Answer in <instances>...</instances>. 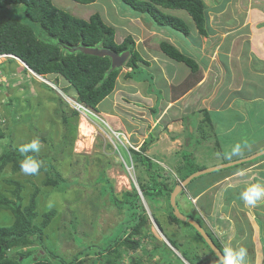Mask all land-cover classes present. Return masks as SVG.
<instances>
[{"label":"rangeland","instance_id":"374dc122","mask_svg":"<svg viewBox=\"0 0 264 264\" xmlns=\"http://www.w3.org/2000/svg\"><path fill=\"white\" fill-rule=\"evenodd\" d=\"M50 1L57 8L79 19L88 20L92 14H99L106 24L116 28L117 43L123 40H120V35L126 32L124 27L131 29L134 35L137 34L133 26V19H137V16L138 20L145 18L152 22L147 15L130 10L122 0H97L87 5L72 0ZM158 30H163L166 36L170 35L181 52L192 57L187 51L189 44L181 33L164 26L158 27ZM196 52L194 54L205 61ZM164 63H171V60ZM164 68L163 76L174 75L172 84L169 82L167 85L166 77L144 66L135 71L132 79L126 76L130 70L121 67L113 91L96 109L82 105L85 108L82 111L68 104L69 101L76 103L77 93L60 75H48L39 80L19 61L0 57V132L3 134V138H0V155L5 151L21 153V146L39 139L41 147L36 152L52 160L53 171L65 182L64 186H46L43 185L46 179L43 172L36 176L22 170L12 173L9 166L0 170V192L9 198L14 196L7 189L12 190L14 187L2 185V180L12 178L26 183L27 187L20 194L22 207L28 204L34 188H38L35 204L37 218L34 223H40L43 214L55 212L50 224L44 228L40 242L34 240L30 246L22 248L21 252L26 254L21 259L22 264H31L35 259L51 261L50 253L61 257L66 263L76 258L73 264H95L94 261L100 258L98 264H107V254L98 256L97 250L104 249L114 240L127 221V215L124 209L113 205L108 192L103 194L102 191L111 189L113 196L121 200L123 194L130 190V185L136 179L132 166L135 156L131 155L129 149L139 150L150 135L153 141L146 155L153 158L155 167L163 170L159 171L157 179L165 178L168 183L178 180L181 173H178L177 167L183 166L185 161L195 167L210 169L223 165L224 158L235 161L264 152V144H261L264 141V125L244 126V135L225 134V130L229 129L228 123L234 118L230 109L222 110L221 113L212 109L207 115L208 120L212 119L211 125L208 123L203 127L207 135L201 132L198 123L207 113L204 111L202 114L203 100L196 99V92L168 106V99L174 100L185 92L195 76L182 78L188 75L189 70L187 66L175 61ZM202 77L200 73L198 78ZM209 81L212 84V77ZM184 104L189 107L187 111ZM166 105L168 109H165ZM245 106L247 104L242 107L245 109ZM153 108L160 113L154 115ZM221 119L226 121L225 125L213 124L221 123ZM187 129L188 134H185ZM234 129H237V125ZM214 137L220 141L208 146L205 140L214 141ZM236 143L241 145V153L233 155L231 148ZM139 166L146 180V167L142 164ZM216 171L204 173L202 177L211 178L213 176L207 175ZM189 179H183L182 184L188 187ZM177 202L182 213H191L203 219L207 229L205 219L194 207L197 206L196 197L182 194L177 197ZM142 207L147 224L135 236L140 247L136 251L120 247L118 250L121 257L113 264H128L130 259H141V264H188L183 257L190 260L196 257L201 261L200 264H206L204 260L208 257L214 261L210 257L209 248L194 233L191 235L192 231L169 223L165 201L148 205L143 200ZM8 214L5 220L10 222L5 223L10 224L13 219ZM0 223H4L1 217ZM125 236L126 233L123 238ZM163 245L170 253L162 251Z\"/></svg>","mask_w":264,"mask_h":264},{"label":"trees","instance_id":"16d2710c","mask_svg":"<svg viewBox=\"0 0 264 264\" xmlns=\"http://www.w3.org/2000/svg\"><path fill=\"white\" fill-rule=\"evenodd\" d=\"M72 1L87 5L97 0ZM122 1L134 12L147 15L157 26L170 27L183 35H189V27L183 20L166 15L161 9L184 10L192 18L198 34L200 36L207 35L206 17L201 0ZM18 7L22 9L18 10ZM78 46L108 49L117 54L128 51L130 56L123 67L130 70L126 76L131 79L135 71L140 68V64H146L136 51L132 37L127 36L121 43H116L114 29L105 25L97 13L93 14L88 20H83L57 8L50 0H0V56L11 55L19 58L39 76L60 75L75 88L79 103L96 109L113 91L120 68L110 71L111 60L109 57L87 55L80 51L70 52V49ZM159 48L167 58L183 63L191 70V73H196L197 63L181 53L174 45L164 41L160 43ZM10 60L13 59L10 58ZM152 113L157 115L154 108ZM74 114L76 113L74 112ZM185 133L188 134V129ZM0 138H3L1 132ZM152 141L153 136L150 135L143 141L138 151L129 149L131 155L135 156V158L133 157L135 165L133 164L132 166L138 189L131 184L130 190L123 194L121 200L113 196L111 189H103L102 191L103 194L107 192L110 194V200L114 206L125 210L127 221L122 225L119 234L111 243L104 249L97 250L98 256L107 254L105 263L113 264L121 257V253L118 250L120 247L128 251H136L140 247L138 241L135 240V236L147 224V217L138 191L148 205H157L165 201L166 213L170 224L192 231L191 235L194 233L209 248L203 237L205 234L207 239L224 256L225 252L221 245L204 227L202 220L199 217H194L191 213H182L177 202V197L187 194V187L182 184V180L190 178L187 183L188 186L195 179L202 177V175L195 174L209 169L195 167L185 161L183 166L177 167L178 173H181L177 181L173 180L172 183H168L164 180L165 178L159 180L157 179L159 171L163 170L161 167H155L153 158L146 155V151L151 146ZM262 156H264V152L223 164L224 166L219 165V169L214 167L212 171L237 168L255 162ZM27 157H32L40 163L41 166L35 176L41 172L46 175L43 185H65L60 175L53 171L52 160L48 159L47 155H41L36 151L30 150L27 153H8L5 151L0 155V170L9 166L12 173H17L21 170V162ZM141 164L146 167L144 172L148 176L146 180L143 179L142 171H140L139 165ZM4 184L7 187H14L12 190L7 189V192H11L14 197H10V199L8 195L6 196L0 192V217L4 222L3 224L0 223V264H22L21 259L26 255L21 252L22 248L30 246L34 240L40 242L42 232L50 224L55 212L49 211L43 214L41 216L42 221L34 223L37 218L35 204L36 197H38V188L34 186L35 188L28 204L22 207L20 194L27 187L26 183H20L15 179L9 178L6 181L2 180V185ZM1 212H4V214L1 215ZM7 214L13 219L10 224L5 223V221L10 222L5 220ZM181 216L184 217V220L181 219ZM152 217L154 218L153 211ZM125 233L126 236L123 238ZM167 240L173 247L168 238ZM208 250L210 251V257L212 256L214 261L212 262L208 257L204 260L206 264H223L212 253L210 248ZM162 251L170 253L165 245H163ZM10 253L13 254L10 255ZM49 257H51V261L35 259L31 264H73L76 260L74 258L70 263H66L64 259L53 253H50ZM183 259L188 264L201 263L196 257H193V260L184 257ZM99 261L100 258H97L94 263L98 264ZM141 263V259H130L128 262V264Z\"/></svg>","mask_w":264,"mask_h":264},{"label":"crops","instance_id":"0c3cea01","mask_svg":"<svg viewBox=\"0 0 264 264\" xmlns=\"http://www.w3.org/2000/svg\"><path fill=\"white\" fill-rule=\"evenodd\" d=\"M201 2L206 17V36L198 34L192 18L184 10L161 9L166 15L179 18L188 25L189 35H182L189 44L187 51L192 56L190 58L197 63L196 73H191L187 67L188 75L182 76V78L195 76L190 82L192 85L174 100L168 99V106L177 99L184 100L192 92H196L194 94L196 99L203 100L201 113L204 114V111L207 113L198 123L201 132L207 135L203 127L211 123L212 119L209 118V121L207 115L212 109L215 108L220 113L222 110L230 109L234 118L228 123L229 129L225 130V134L244 135V126L264 125V0H201ZM100 18L103 21L102 16ZM138 18L137 16V19H133L137 34L134 35L131 29L124 27L127 33H122L120 40L127 36L132 37L136 51L146 62L140 66L162 75L164 67H168L173 60L161 52L160 43L169 42L180 52L181 49L173 43L170 35L166 36L163 30H158L159 26L151 19L150 23L145 18L141 20ZM103 23L115 28L109 23L106 24L104 21ZM195 51L203 56L205 61L200 60L194 54ZM166 60H171V63H164ZM200 73L203 75L201 79L198 78ZM173 76H163L167 79V85L169 82L172 84ZM210 77L212 84L209 81ZM244 104H247L245 109L242 107ZM168 106L166 105L165 109H168ZM184 107L185 110L189 108L187 104H184ZM186 114L188 113L184 115ZM225 123L223 119L221 123L213 122L216 125ZM182 125L183 122L180 126ZM236 125L238 130L234 129ZM214 138V141L205 140L208 146L220 141ZM261 144L263 145L264 141ZM224 160L223 164L233 161L225 158ZM233 169L207 175L213 176L211 178L200 177L196 183L189 184L186 192L189 197H196L197 206L194 205L196 211L205 219L207 230L224 252L227 248L239 250L242 247L246 250L245 264H264V196L257 200L255 205H248L242 199V193L249 186L259 184L264 188V156L255 162Z\"/></svg>","mask_w":264,"mask_h":264},{"label":"clouds","instance_id":"9594fccd","mask_svg":"<svg viewBox=\"0 0 264 264\" xmlns=\"http://www.w3.org/2000/svg\"><path fill=\"white\" fill-rule=\"evenodd\" d=\"M3 56L7 57V58L10 57L12 59H15V60L19 61L23 65L21 60L19 58L15 57V56L1 55L0 57H3ZM25 69H27V68H25ZM32 74H34L37 77H41V78L46 77V76L36 75L34 72ZM48 84L53 87V85L51 83H48ZM75 102L79 103L77 100ZM79 105L82 106L83 104L79 103ZM78 113H80V112H78ZM40 147H41L40 140L39 139H34V140L31 141V143L21 146L19 151L21 153H27L30 150L31 151H39ZM131 149H133V148H131ZM133 150H135V149H133ZM136 151H138V150L136 149ZM231 153L233 155L240 154L241 153V145L239 143H236L231 148ZM20 166H21V170L24 173H26V174H36L39 171V168H40L41 165H40L39 162L34 160L32 157H27L24 161L21 162ZM133 182H132V184H133ZM134 184L137 186L136 182H134ZM262 196H264V188H262L259 184H254V185L249 186V188H247L244 191V193H242V199L248 205H255L257 200H259ZM245 257H246V250L244 248L241 247V248H239V250H234V249H231V248H227V249H225V253H224V256H223L222 260H223V264H245Z\"/></svg>","mask_w":264,"mask_h":264},{"label":"water","instance_id":"95a60500","mask_svg":"<svg viewBox=\"0 0 264 264\" xmlns=\"http://www.w3.org/2000/svg\"><path fill=\"white\" fill-rule=\"evenodd\" d=\"M76 51H80L83 54L97 56V57H109L111 60L110 71L123 67L124 64L127 62L129 56H130V53L128 51L117 54V53L110 51L108 49H103V48H98V47L87 48V47L78 46V47L70 49V52H76ZM23 65L25 66V68H27L28 71L33 73V71H31L24 63H23ZM222 166H224V165H222ZM217 169H219L218 166H217ZM211 171H212V168L209 170H206V171H201L195 175H202L204 173H208ZM133 185L136 189H138L137 186L134 184V182H133ZM138 194L140 196L141 201L143 202V198H142L141 193L139 191H138ZM181 219L184 220V217L181 216ZM202 234H203V232H202ZM203 237H204L208 247L212 251V253H214L216 255V257L219 258L220 261L223 263V260H222L223 255L217 250V248L214 246V244L210 240L207 239V236L205 234ZM171 249H172V247H171Z\"/></svg>","mask_w":264,"mask_h":264},{"label":"bare ground","instance_id":"6f19581e","mask_svg":"<svg viewBox=\"0 0 264 264\" xmlns=\"http://www.w3.org/2000/svg\"><path fill=\"white\" fill-rule=\"evenodd\" d=\"M29 73L31 74V75H33L34 77H36L37 79H39V80H41L42 78H40V77H37V76H35L34 74H32L30 71H29ZM69 99V98H68ZM68 104H70L71 106H73L74 108L76 107L77 109H80V110H82V111H85V108L82 106V108H81V106L78 104V103H74V101L72 102V101H69V103Z\"/></svg>","mask_w":264,"mask_h":264},{"label":"built area","instance_id":"2783aa9c","mask_svg":"<svg viewBox=\"0 0 264 264\" xmlns=\"http://www.w3.org/2000/svg\"><path fill=\"white\" fill-rule=\"evenodd\" d=\"M81 108H82V106H81Z\"/></svg>","mask_w":264,"mask_h":264}]
</instances>
